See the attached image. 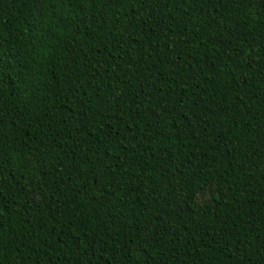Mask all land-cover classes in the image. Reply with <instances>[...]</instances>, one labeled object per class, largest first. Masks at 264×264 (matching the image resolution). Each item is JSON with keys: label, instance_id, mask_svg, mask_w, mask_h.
Instances as JSON below:
<instances>
[{"label": "trees", "instance_id": "trees-1", "mask_svg": "<svg viewBox=\"0 0 264 264\" xmlns=\"http://www.w3.org/2000/svg\"><path fill=\"white\" fill-rule=\"evenodd\" d=\"M0 264H264V0H0Z\"/></svg>", "mask_w": 264, "mask_h": 264}, {"label": "snow or ice", "instance_id": "snow-or-ice-1", "mask_svg": "<svg viewBox=\"0 0 264 264\" xmlns=\"http://www.w3.org/2000/svg\"><path fill=\"white\" fill-rule=\"evenodd\" d=\"M77 2H79V0H77Z\"/></svg>", "mask_w": 264, "mask_h": 264}]
</instances>
